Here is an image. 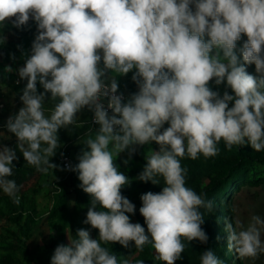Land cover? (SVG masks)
I'll use <instances>...</instances> for the list:
<instances>
[{"label":"clouds","instance_id":"1","mask_svg":"<svg viewBox=\"0 0 264 264\" xmlns=\"http://www.w3.org/2000/svg\"><path fill=\"white\" fill-rule=\"evenodd\" d=\"M30 17L37 34L31 54L17 69L27 81L23 106L5 125L24 160L47 174L58 167L50 158L60 147L59 129L76 124L85 107L99 125L85 140L79 162L66 166L78 173L79 187L91 197L83 223L98 229L99 238L78 229L75 239L54 249L51 264H118L102 242L125 248L134 242L141 251L151 244L157 260L175 264L182 259L183 240L206 244L200 209L212 212L214 205L186 186L187 169L180 161L218 155L221 140L229 149L264 150V0H0V25L10 21L22 29ZM242 35L247 40L238 56ZM251 64L256 75L246 71ZM130 71L138 91L125 101L112 73ZM211 81L216 86L226 81L233 94L221 95ZM48 94L55 104L46 115ZM150 142L159 150L145 156L138 179L155 185L161 176L164 186L140 197L146 232L126 214L136 208L121 194L129 178L114 156L127 151L131 158L134 146ZM16 160L15 149L0 145V188L19 204V187L8 179ZM225 230L227 246L239 258L264 253L261 216H252L247 226L226 221ZM200 260L223 264L212 249Z\"/></svg>","mask_w":264,"mask_h":264},{"label":"rangeland","instance_id":"2","mask_svg":"<svg viewBox=\"0 0 264 264\" xmlns=\"http://www.w3.org/2000/svg\"><path fill=\"white\" fill-rule=\"evenodd\" d=\"M36 34L37 25L31 17L27 26L22 29L13 27L10 21L0 25V145L16 150L18 160L13 162V175L8 179L17 183V195L20 198V203L16 204L0 188V264H51L54 249L59 244L67 245L69 239H75L77 230L81 228L88 230L93 239L99 238L98 229L83 223L91 197L79 187L81 182L78 173L66 170L61 162L62 154H68L71 166L74 167L79 162L78 157L82 151L86 150L85 140L89 136L94 137L98 131L99 125L93 128L89 125V109L85 107L77 113L76 124L58 130L60 147L50 158V162L58 167L49 169L47 174L27 164L17 147L16 136L8 132L5 126L8 117L16 114L23 106L20 95L27 81L20 79L17 69L24 65L27 56L31 54ZM246 40L247 37L242 35L237 42L238 56L239 49ZM9 68L12 70L9 71ZM246 71L252 75L257 74L254 64L246 65ZM112 75L116 76L118 85L128 92V98L138 91L137 85L132 81V71L125 76L115 73ZM210 87L221 95L225 90L233 94L226 87V81L220 86L211 81ZM37 88L40 92L44 91L39 84ZM49 98L50 94L44 105L46 115L50 114L55 104ZM164 127H168V124ZM134 147L135 152L131 158L125 151L114 156V160L119 171L129 178L128 184L121 188V194L134 203L136 208L135 214H126L130 216L132 223L141 224L147 232L144 217L139 212L142 206L140 197L149 191H162L164 180L158 176L160 183L154 185L150 181L143 182L138 177L146 164L145 156L158 151L159 145L150 142ZM217 147L219 153L214 157L205 158L200 154L195 160L185 156L180 161L181 166L187 169L186 186L197 194H206L207 200L213 202L212 212L206 208L200 209L204 217L202 226L207 228L209 248L223 264H264V253L255 259H241L234 250H229L228 233L225 230L226 221L235 227L237 220L247 226L254 215L264 218V150L257 152L250 145H234L229 149L223 140ZM111 148L110 144L109 149ZM221 175H225L222 181L224 183L206 189L211 181ZM183 243L185 250L182 259L175 264H201L204 244L197 240H183ZM102 246L116 255L118 264L124 259H128L130 264H135L137 260H143L144 264H166L156 259L151 244L145 245L142 251L135 248L134 242H130L129 248L118 242H102Z\"/></svg>","mask_w":264,"mask_h":264},{"label":"built area","instance_id":"3","mask_svg":"<svg viewBox=\"0 0 264 264\" xmlns=\"http://www.w3.org/2000/svg\"><path fill=\"white\" fill-rule=\"evenodd\" d=\"M119 93H123L124 100L127 101V99H128V92H127L126 90L121 89V88L119 87V88H118V94H119ZM103 102H104V104H105V107H107V99H106V98L104 99ZM108 111H109V114H110V113H111V110L109 109ZM93 115H94L93 112L89 110V120H88V122H89V125H90L91 128H93V127H95V126L98 125V124H95V123L93 122ZM61 162H62V166H63L66 170H68V168H67L66 166L71 165V159H70V156H69L68 154L63 153V154H62V157H61Z\"/></svg>","mask_w":264,"mask_h":264},{"label":"trees","instance_id":"4","mask_svg":"<svg viewBox=\"0 0 264 264\" xmlns=\"http://www.w3.org/2000/svg\"><path fill=\"white\" fill-rule=\"evenodd\" d=\"M119 87L121 88V89H124L121 85H119ZM125 90V89H124ZM224 177H225V175H221V176H217L216 178H215V180H213V181H211L208 185H207V187H206V189H211V188H213V187H215L217 184H220V183H224V182H222L223 181V179H224ZM202 228L205 230V231H207V228L206 227H204V226H202ZM204 249H203V251H205L206 249H210L209 248V241H207V243L206 244H204Z\"/></svg>","mask_w":264,"mask_h":264}]
</instances>
